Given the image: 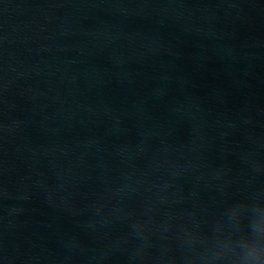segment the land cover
Wrapping results in <instances>:
<instances>
[{
	"label": "water",
	"instance_id": "95a60500",
	"mask_svg": "<svg viewBox=\"0 0 264 264\" xmlns=\"http://www.w3.org/2000/svg\"><path fill=\"white\" fill-rule=\"evenodd\" d=\"M264 244V0H0V264H241Z\"/></svg>",
	"mask_w": 264,
	"mask_h": 264
},
{
	"label": "clouds",
	"instance_id": "9594fccd",
	"mask_svg": "<svg viewBox=\"0 0 264 264\" xmlns=\"http://www.w3.org/2000/svg\"><path fill=\"white\" fill-rule=\"evenodd\" d=\"M241 264H264V244L257 241L253 244V251L249 252Z\"/></svg>",
	"mask_w": 264,
	"mask_h": 264
}]
</instances>
